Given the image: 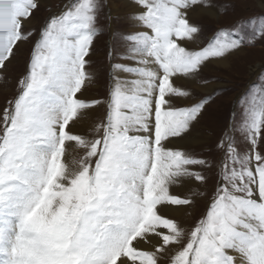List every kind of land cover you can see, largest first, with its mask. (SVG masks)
Segmentation results:
<instances>
[{
    "label": "rangeland",
    "instance_id": "1",
    "mask_svg": "<svg viewBox=\"0 0 264 264\" xmlns=\"http://www.w3.org/2000/svg\"><path fill=\"white\" fill-rule=\"evenodd\" d=\"M112 1L120 6L124 0H37L34 3L32 0H0V39L3 38V45L7 46L0 54V213L4 211L12 187L25 188L17 174L21 169L28 170L25 158L33 148L40 144L46 150L51 142L46 127L56 121L55 118L59 119L62 128L55 147L62 162H56L55 173L58 175L66 166L75 176L56 193L51 191L52 181L47 182L42 193L44 200L35 203L29 213L15 221L18 228L14 238H20L22 243L14 254H8L10 264H76L81 241L86 232H91L93 220L99 219L104 226L108 225L101 214L108 194L112 192L108 188L113 178L122 170L126 172L125 167H128V161L119 158L133 155L140 149L132 144L136 137V123L127 120L126 129L121 126L113 128L111 116L116 112L119 119L125 110H121L124 102L135 105L134 110L131 109L137 116V108H142L146 94L135 81L132 90L126 87L128 80L124 76H115V70L117 67L123 74L140 75L146 71L142 69L144 65L140 56L147 50L160 61L163 75L171 76L175 68L183 66V69L200 72L199 85L214 88L204 92L161 78L159 95L152 94L159 115L168 116L170 124L176 123L174 131L184 130L185 123L191 118L197 122L194 130L202 135L190 149L166 151L161 136L166 131L163 127L153 141L149 171H160L155 167L160 165L167 168L170 161L197 165L200 174L196 180L211 188V199L208 204L197 205L195 222L188 229V234L196 232L194 240L192 243L186 241L174 256L172 250L178 245L179 221L175 216L164 220L158 217L160 222L168 221L169 231L163 237L161 247L149 250L146 256L152 264H165L164 261L171 257L167 264H178L181 254L190 245L181 264H219L217 257L225 264H233L230 254L223 250L226 247L224 237L232 236L240 209L250 202L251 185L258 179L255 175L260 174L264 180V0H197L215 10L213 15L184 24L186 30L189 27L196 33L201 30L198 50L181 43L164 46L157 40L145 44L142 38L145 32L140 30L133 12L127 8L120 15L113 16ZM172 1L179 3L177 0H144L149 19L156 27L169 26L168 11L172 9ZM16 15L27 20L33 17L35 22L31 27H24L16 20ZM9 35H14V39ZM21 41L28 44L17 50ZM74 42L79 46L75 51L71 50L76 46L72 44ZM223 43L242 46L244 56L232 59L230 66L228 64L230 68L202 70V66H194L195 58H200L206 51H219ZM177 47L181 52L175 50ZM70 52H75L78 59L72 61L73 64L65 57ZM11 56L14 61L7 68L6 62ZM147 60L145 58L144 63ZM67 62L77 69L74 79L67 75ZM70 82L73 91L68 101L63 102L57 96ZM148 84V87L153 85L149 81ZM163 88L171 92L167 94ZM180 97L185 98V102L184 99L179 101ZM86 108L93 110L90 120L86 125H78L77 130H71V122L76 121ZM69 140L77 145L68 160H64L70 149ZM51 166L54 167L55 163L52 162ZM11 170L18 173L11 175ZM172 170L169 168L170 174ZM152 186V180H147L146 187L150 189ZM148 195L147 206L150 208L158 203L159 196H152L150 192ZM121 196H118L119 200ZM52 197H55L54 202ZM174 198L182 206L190 202L180 200L181 197ZM90 207L96 208V213L82 215ZM152 215L146 214L144 220L150 222ZM23 227L24 234L21 232ZM107 227L118 229L117 226ZM208 228H212L211 232ZM122 229L128 230L126 227ZM142 230H137L136 234ZM78 231L83 232L81 237H77ZM128 241L132 242V238Z\"/></svg>",
    "mask_w": 264,
    "mask_h": 264
},
{
    "label": "bare ground",
    "instance_id": "2",
    "mask_svg": "<svg viewBox=\"0 0 264 264\" xmlns=\"http://www.w3.org/2000/svg\"><path fill=\"white\" fill-rule=\"evenodd\" d=\"M36 1L37 0H32L33 3ZM177 1L179 3H175L173 1L171 2L172 9L168 11L171 21L168 23L169 26L166 25L164 28L156 27L154 22L149 19V9L145 8L143 4L144 0H124L120 4L121 7L116 2L112 1V15H120L123 11H126L127 8V10L130 12H133L137 23L141 27L140 30L145 32V35H142V38L144 39L143 42H145V44L149 43L150 40H154V42L157 40L164 46H174V44L177 45L176 43H181L184 46L188 45L190 48H193L192 50H198L201 44V30L199 29L198 33L192 31L190 27L188 30H186L184 24L187 21L193 23L197 20H201L202 18L206 17V15H213L215 10L212 7H205L202 4L204 1ZM17 16L18 15H16V17ZM16 20L18 22H22L24 27H31L35 22L33 17L28 20L17 17ZM8 37L14 39V35H9ZM10 38H8V40ZM3 42H5L3 41V38L0 39V54L7 47H4ZM26 44L28 43L21 41L18 43L16 49L18 50ZM72 44L76 45L71 49L75 51V49H77L79 46L75 42ZM175 50L177 52H181L179 48ZM242 51H244V48L242 46L236 45L235 43L234 45L230 46H227L225 43H223L221 44V49L219 51H206L205 53H202L200 58H195L194 66H202V70L209 68L213 69V67H215L214 69L227 68L230 66V61H232V59L237 60L238 58L240 59L242 55L244 56L245 53L241 54ZM183 53L185 52H182V54ZM65 57L71 60V63L72 61L75 62L78 60L75 52H70ZM145 58L148 59L147 63H144ZM64 59H62V61ZM140 59L144 65L142 69L146 70L140 75H132L129 72L123 74L117 67L115 70V76L119 78L120 76H124L125 79L128 80L126 87H128L130 90H132V87H134L135 81L137 82L136 84L142 87L141 90L146 91V94H144V96L142 95L144 97V103L141 104L142 108H137V116L132 112L135 105H129L127 102H124V104L121 106V110L124 108L125 110L123 111L124 113H121L119 119L116 117V112H113L111 116V124L113 128H118L121 126L123 129H126L128 127V125L125 124L127 120H132L134 124L136 123L135 127L133 126L134 130L136 131H134L136 133V137L134 139V143L132 144L134 146L140 147L139 150H135L136 156L133 153V155L122 157V159L119 158L121 161H128V164H126L128 167H125L127 171L123 172L122 170L120 174L114 177L111 181L110 188L108 189H111L112 192H109L108 200L104 205V209L101 211L106 223H113V227L117 226L118 229H112L104 226L102 221L99 219H94L92 222L91 232H86L84 240L81 241V253L75 260L76 264H152L153 262L151 263L148 260L146 253L149 250H153L159 246L161 247L163 237L168 234L169 229L166 225L168 222L167 220V222H160L159 220H161V218L164 220L166 217L170 218V216H175V218L178 219L179 224L177 226V230H180V233L178 235L176 234L178 245L174 246L172 250V255L174 256L175 254H178L177 251L184 244H186V241L190 240L192 243L194 240L196 232H193L192 234L189 232L190 234H188V229L191 224L195 222V214L198 211L197 205L200 203L208 204L211 199H209L211 188L206 187L203 182L201 183L196 180L198 174H200L199 166L197 165H181L177 161V164L170 161L167 168L162 167L160 164V167L155 166L156 168L160 169V171H157L156 173H151L149 170L152 167L151 152L153 141L156 139L155 135L159 137L160 131L163 127L166 128V131H164L161 136L162 143L165 146L166 151H172L176 149L182 150L184 148L190 149V147L196 145L199 142V136L202 135L200 131L197 132V130H194L197 123L195 121L196 119L192 121L193 119L190 118L191 120L189 119L185 123L184 130L182 128L181 130L174 131L176 123L174 124L173 122L170 124L169 120L171 119H169L168 116L165 117L164 115L162 117L159 115L158 106L155 104L156 98L153 99L154 97H152V94L154 93L159 95V89L162 87V85L159 84V80L161 78H165L166 80L172 79L174 84L180 83L183 87L186 86V88L201 89L204 92L212 91L214 86L211 85L204 88L203 86L199 85L201 77H198V75L200 72L183 69V66L175 68L174 73L171 76L163 75L161 72L160 61L155 59L152 53L149 54L148 50L146 53H143L140 56ZM13 61L14 58L11 56V59L6 62L7 68L12 65ZM75 70H77L75 66L68 63L67 75L71 79H74ZM128 77L129 79H127ZM148 81L153 85L148 87ZM72 88L71 82L67 86L62 87L60 89V93L57 96L59 100L61 99L63 102H67L69 94H71L73 91ZM186 88L183 89L186 90ZM164 90L167 94L171 92L170 90ZM183 97H180L181 100L179 101H183L184 99L185 102V98ZM54 105L56 106V104ZM81 112L75 119L76 121L71 122V130H77L78 125L81 123L82 125H86L88 120H90L92 117L93 110L91 108H86ZM51 113L53 114V112ZM55 119L56 121L50 123L51 125L47 124L49 127H46L51 137V142H48L46 150L42 149L39 144V146H37L38 148H33V150L27 154L25 158L26 161L24 160L28 170L21 169L20 173H18V171L12 170L9 172L11 175H16L18 173L17 176L20 181L24 182L25 188L19 187L18 185L13 186L10 197H8L5 202L6 204L3 208L4 211L2 210L0 213V264H10L11 260L8 258V254H14L15 250L21 247L22 240H20V238H14V235L16 234L15 229L18 228V225H15V221L19 220L22 215L29 213L35 206V203L37 204V202L44 200L42 193L45 184L52 181L51 191L56 193L57 189L64 188L67 185V182H70L71 179L75 178L74 174H72L70 171V167L67 168L65 166L64 168H61L58 175L55 173L57 170L56 168H58V166H56V162H59L61 159L60 154L55 152V147L62 130V128L59 127V119ZM76 145L77 144L73 140H69L68 146L70 149L67 150L64 160H68V156L72 153L71 150ZM52 162L55 163L54 167L51 166ZM61 162L62 161H60V163ZM66 165L68 164L66 163ZM169 168L173 169L172 174H170ZM55 176L56 179L54 180ZM260 176V174L255 175V177L258 178L256 179L257 182L253 181L254 184H250L252 186L250 194L251 200L248 205L245 203L247 205L245 208L240 209L238 224L233 228L232 236L224 237L226 247L223 248V250L230 254L233 264H264V180L261 179ZM121 177L123 180L120 179ZM147 180H152L153 182V186L150 187V189L146 187ZM78 191H83V189H78ZM149 192L152 193V196L155 194L159 196L158 203L156 202L155 204H152L150 208L147 206V201L150 199V196L148 195ZM120 194H122L121 200L118 199ZM182 194H185V196ZM63 195L61 197H63ZM173 197H181L180 200H190V202L188 205L182 206L179 205L177 200L175 198L173 199ZM54 198L52 197V201ZM135 198H137V200H135ZM152 213L153 215L150 219V222L144 220L146 214L151 215ZM158 217H160L159 220ZM123 227L128 228V230L123 231ZM142 228L144 230H142L139 234H136V231ZM208 229V231L211 232L212 228ZM79 232L80 231L77 233V237L78 235L81 237L83 233L82 231L80 233ZM210 235L211 233H209V236ZM218 235L219 233H217V236ZM131 238L132 245L130 250H127V244L129 242L128 240ZM28 243L29 242L27 241L26 244L30 246L31 244ZM206 246L207 245H205V248L207 249ZM189 249L190 245H188L187 251L181 254L178 264H181L180 261H182ZM135 253L140 254V256L143 257L139 258ZM170 259L172 260V257ZM170 259L165 260V264L168 262L170 263ZM216 259L219 260V264H225L218 257Z\"/></svg>",
    "mask_w": 264,
    "mask_h": 264
}]
</instances>
